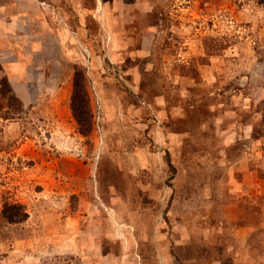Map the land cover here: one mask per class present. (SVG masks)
<instances>
[{"label": "rangeland", "instance_id": "rangeland-1", "mask_svg": "<svg viewBox=\"0 0 264 264\" xmlns=\"http://www.w3.org/2000/svg\"><path fill=\"white\" fill-rule=\"evenodd\" d=\"M0 264H264V0H0Z\"/></svg>", "mask_w": 264, "mask_h": 264}, {"label": "trees", "instance_id": "trees-1", "mask_svg": "<svg viewBox=\"0 0 264 264\" xmlns=\"http://www.w3.org/2000/svg\"><path fill=\"white\" fill-rule=\"evenodd\" d=\"M6 89L8 91L11 90V86H9V83L6 86ZM14 97H15V95L13 94V98ZM89 102H90L89 97L87 95L85 88L81 89L79 87V83H78V80L76 78L75 92H74V95L72 98V109H73L74 115H75L78 123L80 124L81 131L84 134L90 133L91 127L93 124V115H92V111L90 109ZM26 216H27V213H26ZM10 218L11 219H9V220L11 222H17V221L23 220V219H15L14 217H10Z\"/></svg>", "mask_w": 264, "mask_h": 264}]
</instances>
